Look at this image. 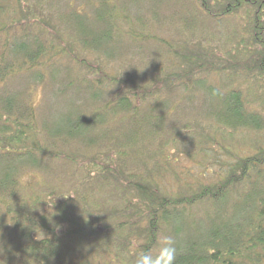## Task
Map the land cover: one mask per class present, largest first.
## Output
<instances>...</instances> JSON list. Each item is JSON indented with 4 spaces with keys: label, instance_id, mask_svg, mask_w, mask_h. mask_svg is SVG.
Masks as SVG:
<instances>
[{
    "label": "trees",
    "instance_id": "trees-1",
    "mask_svg": "<svg viewBox=\"0 0 264 264\" xmlns=\"http://www.w3.org/2000/svg\"><path fill=\"white\" fill-rule=\"evenodd\" d=\"M110 1H95L91 20L79 8L59 14L0 0V261L133 264L169 235L175 264H264V144L239 130L264 133V0H191L174 24L193 42L165 47L157 55L165 73L139 79L103 65L115 35L141 37L115 21ZM206 18L213 36L198 33ZM46 81L57 100L42 115ZM83 90L93 112L77 104ZM176 93L212 108L190 123L189 137L168 135L155 114ZM228 139L239 146L231 160H217L224 167L213 170V182L186 189L175 177V191L161 189L160 178L175 172L172 149L198 143L204 155L210 142L225 147L220 140ZM21 173L42 180L19 186Z\"/></svg>",
    "mask_w": 264,
    "mask_h": 264
},
{
    "label": "rangeland",
    "instance_id": "rangeland-1",
    "mask_svg": "<svg viewBox=\"0 0 264 264\" xmlns=\"http://www.w3.org/2000/svg\"><path fill=\"white\" fill-rule=\"evenodd\" d=\"M13 1L14 0H2V2L5 4ZM30 1L35 3V6L42 4V6H44L45 9L49 11H51V7L56 8L59 10V14L68 13L74 8H79V10H81L83 13L88 14L91 20L93 16L96 15V12L93 11L95 9V1L100 4L99 0ZM110 3L111 5L115 6V14L117 15L115 21L120 22L121 26L128 30V33L134 31L136 36H141L135 40V42H131V36L127 35V33L119 36L115 35L113 38L114 40H112L114 41V44H112L110 47L111 52L108 53L105 51L101 53L103 57V65L106 67L107 71L117 77H119L121 73L123 74L124 72H128L131 74L129 77H136L139 79V76H137L138 73L149 74V72L153 69H157L156 71L160 70L164 74L165 63H158L160 58L157 57V55L164 54L163 51L168 52V49L165 47L169 46L170 44H176L180 47V45H185L186 43L190 44L193 42L191 38H188L190 33H183L179 31L180 26H176V24H174V19L177 10L181 11L188 9L187 6L192 5L194 1L111 0ZM204 19L205 18H202L201 22ZM176 22H178L177 19ZM199 23L200 21H197L193 24L196 27L199 25ZM203 23H206L207 28L198 30V33L204 32L207 34L210 32L213 36V20L206 18V21ZM177 25H180V23ZM65 27L66 29L68 28L66 33L72 35L74 30L71 28V22H69ZM182 28L184 27H181V29ZM186 31L190 32L189 29H186ZM116 36L118 38H116ZM184 41L186 42L183 43ZM109 44H111V42ZM92 60H98V57L92 56ZM155 60H157V62ZM151 64L155 65V68H151ZM176 67L177 66H175V68ZM46 85H48L47 81L44 83V86ZM51 88L53 87H50L49 85L43 87V89L39 91L42 94V101L38 103V110L42 115H47L46 112L50 111L52 100H54V102L57 100V98L52 95ZM112 90H114L113 87ZM111 97L112 93L105 95L103 98L110 99ZM77 98V104H83V110L90 113V111H92L91 107L93 106L90 93L86 90H83V92L77 94ZM164 98H166V96H164ZM170 101V108L163 107V110L158 109L155 111V114L163 119L162 121L165 123L167 129L166 132L168 135L175 130H178L183 135L185 134L186 137H189L190 135L187 133V131L189 129L190 123H193V121L195 122L196 119H200L202 117L201 114H206L207 111L212 109L209 103L198 98H194L192 101H190L187 99V97H181L180 93L173 94ZM172 104H174L175 108L172 107ZM147 107L148 104L143 106V113ZM75 110H77L76 105ZM52 113H56V111L53 110ZM161 114H163V116H161ZM239 130H241L246 135V137H248L250 144H264V133L262 131H250L246 129ZM220 142L223 143L225 147H223L221 144L213 145L212 141L207 145L208 149L205 150L204 155H200L201 152L199 153V148L195 149V146H197L198 143L186 144V146L181 145L179 147L180 150L172 149L171 151L173 152H170L169 155L172 156L170 162L175 172H172L173 174L169 176L171 180H167L166 177L160 178L161 189L164 190L168 187H171L172 190V187H175L173 189V191H175L176 187H178V183L173 181L176 180L175 177H180V181H182V184H184L183 188L186 189L188 188L187 183L196 187L198 182H213V170L219 171L220 167H224V165H222L220 162H217V160H219V158L231 160L233 157L228 154V151H231L232 146L233 148L239 146L237 141L233 142L232 139H228L226 141L220 140ZM197 149L199 151H197ZM188 153H191V156ZM46 179L49 183L51 182V176H47ZM39 180L42 179H40L39 176H35L34 179H31V182L36 183ZM37 187L39 186L37 185ZM113 195L114 193L110 195L111 197H108L114 200L117 199L116 196ZM101 206L110 207L111 204H105L101 202ZM177 223L179 227L182 226L181 228H184L182 218H178Z\"/></svg>",
    "mask_w": 264,
    "mask_h": 264
},
{
    "label": "clouds",
    "instance_id": "clouds-1",
    "mask_svg": "<svg viewBox=\"0 0 264 264\" xmlns=\"http://www.w3.org/2000/svg\"><path fill=\"white\" fill-rule=\"evenodd\" d=\"M31 175L21 173L17 176L19 186H27L31 182ZM132 246H137L133 238ZM177 248L174 239L169 235H163L158 241V246L153 249L141 250L135 257L133 264H175ZM4 264V261H0Z\"/></svg>",
    "mask_w": 264,
    "mask_h": 264
}]
</instances>
